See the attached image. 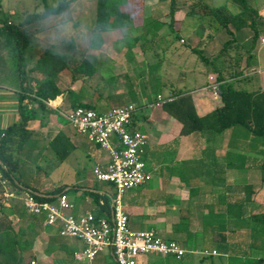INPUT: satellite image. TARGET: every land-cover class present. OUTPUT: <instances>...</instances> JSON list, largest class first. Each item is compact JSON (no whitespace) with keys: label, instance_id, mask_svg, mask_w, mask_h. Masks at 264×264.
I'll use <instances>...</instances> for the list:
<instances>
[{"label":"rangeland","instance_id":"rangeland-1","mask_svg":"<svg viewBox=\"0 0 264 264\" xmlns=\"http://www.w3.org/2000/svg\"><path fill=\"white\" fill-rule=\"evenodd\" d=\"M64 1L0 0V21L6 20L19 25L29 14H41L47 7H57ZM197 1L177 0V4L182 10L176 14L174 26L176 33H172L169 26L168 13L171 1L146 0L141 11L138 7L132 6L131 11L136 17L127 21L125 28L120 31L116 29L99 34L93 31L97 0H76L66 11L49 15L26 26L30 36V44L26 51V66L30 68L36 65L48 50L61 54L69 51L76 60L87 58L99 68V73L93 79L83 80L80 78L74 82L71 71L65 70L60 76V86L65 90L70 87L75 91L82 89L86 99H88L87 97L96 99L100 94L105 97L111 109L134 102L140 106L142 97L139 95L141 94L148 93L150 96L159 93L166 94L169 93V89L182 86L196 90L206 81L207 74L212 71V68L206 66L198 54L192 52L191 48L199 47L204 50V55L212 58L219 54L228 38L224 33L214 31V37L210 39L209 34L213 30L209 28L208 24L204 30L199 27V19L186 16V9ZM249 2L258 8L261 15H264V0H249ZM203 3L211 7L225 5L233 14L240 11V8L229 0H203ZM155 21L162 24L159 31V36L164 38L162 40L156 41L152 35L147 37L146 33L150 26L142 27ZM262 30L264 31V27ZM177 34L180 36L179 39H176ZM140 35L146 36V38L137 43L136 37ZM251 35L250 31H244L242 36L244 44L248 43L247 40ZM262 37H264V32H262ZM234 52L233 49L230 51L232 55ZM254 53L256 54L255 69H250L248 73L254 79L252 88H258L264 82V45L261 44V39ZM107 61L108 63L102 66ZM228 62H233L231 57ZM12 63L15 65L13 75L16 76L17 62L12 61ZM253 71H255L254 74ZM118 80H122V85L117 86L118 89L125 88V90H113ZM171 83H174V87L170 85ZM15 84L18 86L17 81ZM243 85L245 86L246 83ZM8 93L16 102V94L10 91ZM138 96L139 98H137ZM60 98L54 101L55 105L61 103ZM34 108L37 112L36 120L30 122L28 128L34 130L37 135L21 148H19V144L15 147L14 155L18 163V169L14 173L15 178L40 194H46L52 190L58 191L65 187L69 200L80 209L88 203H93L94 200L88 192H85V188L96 191L105 189L109 193H113L110 185L97 181L93 174L98 162L106 159L107 152L100 146L90 143L84 136L77 134L65 119L57 117V115L50 114L46 126L41 127L39 118L43 116L42 110L37 106ZM144 108L145 111H138L137 128L148 133L152 138L156 134V130L160 129L156 121L162 122L160 117L166 109L156 105ZM11 109L12 111L8 110L7 122L1 123L0 119V129H6L20 122L16 109ZM65 110L68 111L69 108H65ZM96 111L103 113L104 110L97 107ZM147 118H151L152 122L146 121ZM37 129H39L38 132ZM59 131L65 133L75 146L74 151L64 161H61L57 151L49 146V142ZM238 177L241 178V175L239 174ZM1 195L4 196L2 191ZM14 226L16 230H19L23 225L19 220H15ZM133 229L148 228L133 227ZM44 230L45 233L54 235L58 243L68 247L65 259L51 256L52 251L47 247L46 241L40 235L34 236L32 233H28L23 239V242L25 240L31 242V248L24 254L26 261L34 260L36 264H88L77 261L73 256L74 251L78 254L82 253L83 244L81 241L61 237L59 230L55 227H45ZM104 255H108V252L100 253L97 262H100ZM70 256L71 260L69 261L67 258L70 259ZM188 256L182 261L171 257L168 259V264H219L221 261H227L224 255L218 258L204 257L199 253ZM162 260V255L151 254L141 256L138 259V264H154V262Z\"/></svg>","mask_w":264,"mask_h":264},{"label":"trees","instance_id":"trees-1","mask_svg":"<svg viewBox=\"0 0 264 264\" xmlns=\"http://www.w3.org/2000/svg\"><path fill=\"white\" fill-rule=\"evenodd\" d=\"M74 1L76 0H65L57 7H47L45 12L41 14H29L19 25L6 20L0 21V37L5 33H10L17 52L19 91L16 95L20 122L6 129H0V160L7 166L9 175L14 178V173L18 169L14 155L15 147L19 144V148H21L37 135L34 130L28 128V124L36 120L37 112L34 106L42 110L41 127L46 126L50 114L61 117L47 104L59 97H63L60 105L61 110L66 111L65 108L72 110L82 107L96 111V104L87 101L82 89L75 91L70 87L65 90L60 86V76L65 70L71 71L74 82L80 78L83 80L93 79L99 73V69L87 58L83 57L81 60H76L69 51L61 54L52 53V50H48L41 56L36 65L30 68L26 66V51L30 44V36L26 26L49 15L66 11ZM170 1L169 26L172 33H176L174 28L176 14L182 8L177 4V0ZM229 1L237 5L240 11L233 14L225 5L211 7L203 3V0L193 3L185 11L187 17L199 19V27L204 30L208 24L209 28L213 30L209 34L210 39L214 37V31L222 32L228 37L219 54L212 58L204 55V50L199 47L191 48L192 52L198 54L206 66L212 68L208 74H215L216 80L220 84L216 94L219 100L217 110L205 118L199 117L189 89H173L170 92L171 96L168 97L173 100L163 105L171 116L183 124L182 132L184 134H214L211 132L213 126L210 123L215 122L219 127L221 125V133L235 127L242 128L255 136L252 144L254 147L264 146V92L249 91L243 87V84L252 78L248 71L252 69L256 60L254 51L262 38V32H264L262 30L264 15H261L258 8L252 5L249 0ZM145 2L146 0H97L93 31L100 34L125 28V23L131 20L133 11L124 8L135 6L141 11ZM151 23L142 27L150 26L146 35L147 37L152 35L156 39L162 24L158 21ZM246 30L250 31L252 35L247 40L248 43L244 44L242 36ZM143 38L146 36H137V43ZM179 38L180 36L177 34L176 39ZM150 41L152 42V40ZM232 49L235 51L233 55L230 53ZM229 57L233 62H228ZM38 75L43 76V79L38 78ZM157 95L159 96L161 93ZM98 96L100 97V94ZM143 108L137 106V112ZM138 121L139 117L135 114L133 128L137 126ZM49 146L57 151L61 161L66 160L75 149L68 136L62 131L54 136L49 142ZM240 159L245 160V156H241ZM254 160L258 159L254 158ZM259 164L257 171L262 173L264 159H261ZM18 182L28 187L25 183ZM260 190L261 186L254 184L237 187L239 239L243 240L247 236L251 242V248L255 251H264V206L256 200V195ZM1 191L0 188V264H32L34 260L26 261L24 257L25 251L31 248V242L30 240L23 242V239L28 233L38 236L39 232L45 228L43 219L29 215L20 199H7L1 195ZM63 193L67 194L65 187L58 191L47 192L46 195ZM89 194L96 203L103 199L109 206L108 197L94 192ZM102 211L105 214L108 209L102 208ZM96 216L102 217L103 215L97 214ZM15 220H19L23 225L19 230L15 229ZM254 264H264V259L260 258Z\"/></svg>","mask_w":264,"mask_h":264},{"label":"crops","instance_id":"crops-1","mask_svg":"<svg viewBox=\"0 0 264 264\" xmlns=\"http://www.w3.org/2000/svg\"><path fill=\"white\" fill-rule=\"evenodd\" d=\"M124 9L131 11L132 6ZM134 17L136 16L132 14V18ZM159 39L164 38L157 36L155 40ZM16 55L12 35L10 33L3 34L0 37L1 123L8 121V110L12 111L11 108H15L18 113V100L14 102L12 95L8 93L10 91L16 94L19 91V75L18 73L16 76L13 75L15 65L12 63V61L16 62ZM105 63L108 61L104 64L101 63L102 66ZM254 65L252 69H255ZM254 73L255 71H253ZM210 76L216 75L207 74V79L202 86L196 90L189 89L196 112L201 118L211 115L219 106L218 97L210 88ZM38 78L43 79V76L38 75ZM253 80L252 77L245 82L246 85L243 87L249 91L264 92V82L260 87L252 88ZM16 81L18 86L15 84ZM173 84L170 85L174 87ZM119 85H122V80L117 81L113 90H125V88L118 89ZM173 89L188 88L186 86L172 88L169 89V93L161 95L168 98ZM139 96L142 97L140 106L156 105L165 109L164 105L158 102V95L150 96L146 93ZM87 98L88 102H93L97 107L102 108L103 113L112 110L103 96H98L96 99L94 97ZM60 99L62 102L63 97ZM129 104L137 105L136 102ZM140 111H145V108ZM164 112L166 115L163 114ZM164 112L160 117L162 122L156 121L160 129L156 130V134L152 138L148 133L142 131L149 137L144 161L146 171L151 174L152 178L143 186L136 188L137 190H131L124 196L130 227L132 229L133 227L148 228L133 230H154L165 240L178 242L188 251L182 259L172 257L178 261H182L194 253L200 254L205 250L217 251L218 255L213 257L218 258L224 255L227 261H221L219 264H254L256 260L264 259V251L252 249L247 236L243 240L239 239L237 225V187L239 185H260L261 190L256 195V200L264 206V170L262 173L257 171L260 160L264 159V146L254 147L252 144L255 136L242 128L235 127L221 133V125L219 127L215 122L210 123L213 126L211 132L214 134H184L182 132L183 124L166 110ZM138 114L139 112L136 116ZM146 121L152 122L151 118H147ZM137 126L136 129H138ZM36 131L38 132L39 129ZM241 156H245V160L240 159ZM254 158L258 160H254ZM108 162L107 154L106 159L99 161L97 165H107ZM239 174L241 178L238 177ZM84 190L99 195L109 193L105 189L96 191L85 188ZM92 202L81 209L73 203L75 205L73 214L80 216L90 211L95 215L105 216L98 203L95 200ZM44 229L39 232V235L51 249V256L65 259L68 247L58 243L55 236L45 233ZM82 244L84 249V243L82 242ZM107 252L108 255H104L100 262H97L100 254L92 262L78 260L76 258L78 253L75 251L73 256L81 263L116 264L111 252L109 250ZM45 257L50 258L49 256ZM162 257V261L154 262V264H168V259L171 256ZM67 260L70 261L71 256ZM232 260L233 262H231Z\"/></svg>","mask_w":264,"mask_h":264},{"label":"built area","instance_id":"built-area-1","mask_svg":"<svg viewBox=\"0 0 264 264\" xmlns=\"http://www.w3.org/2000/svg\"><path fill=\"white\" fill-rule=\"evenodd\" d=\"M184 42V40H182ZM264 45V37L261 38ZM210 88L217 94L219 83L210 76ZM160 104L172 98L157 97ZM65 119L77 134L90 143L100 146L109 156L107 165H97L93 174L97 181L107 183L113 193L102 194L109 198V206L101 199L99 207L106 208V215L97 217L93 212L76 216L75 205L66 193L57 195L40 194L20 184L9 175L7 166L0 160V188L7 199L18 198L26 212L43 219L45 227H56L63 238L77 239L84 243L82 253L76 254L80 261L92 262L109 250L116 264H138L141 256L158 254L182 259L188 251L178 242L165 240L154 230L135 231L129 225L124 196L139 188L152 178L146 171L144 156L149 137L133 128L137 106L129 104L116 107L106 113L79 107L64 111L61 103H47ZM204 257L218 255L217 251H202ZM32 264H36L34 261Z\"/></svg>","mask_w":264,"mask_h":264}]
</instances>
